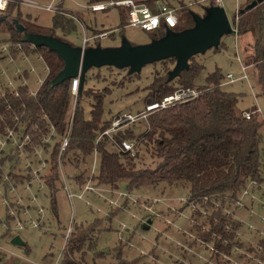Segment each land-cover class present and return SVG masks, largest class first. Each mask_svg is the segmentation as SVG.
I'll return each instance as SVG.
<instances>
[{
	"label": "trees",
	"instance_id": "trees-1",
	"mask_svg": "<svg viewBox=\"0 0 264 264\" xmlns=\"http://www.w3.org/2000/svg\"><path fill=\"white\" fill-rule=\"evenodd\" d=\"M103 1L108 0H88L87 4ZM136 1L147 3L154 12L158 11L159 1L176 7L179 23L174 27L175 30H183L194 24L192 13L195 10L190 2H184V0H177L178 3H173V0ZM252 1L248 0L245 4H239V18L236 19L234 14L233 21L236 23L239 33L232 35H235L237 39L239 48L237 53L243 58L242 62L249 66L250 80L247 82L250 85L252 82L256 87L257 95L264 99V1L247 9L248 4ZM192 2L205 3V5L217 4L216 0H193ZM21 6L19 2L14 1L10 2L5 10H1L0 33L5 34L0 35V46L9 42L14 45L22 43L24 47L33 45L32 51H37L44 59L47 75L35 92H32L24 81L18 82L17 87H7L3 92H0V135L6 136L9 129L16 135H20L19 140L24 141L21 147L28 150L29 155L36 156L38 166L41 164V157L36 150L42 148V152L46 154V166H50L48 173L42 172L46 166L42 169L39 167L41 182L39 179L33 178V170L37 165L31 159L24 169L25 173L22 174L23 181L21 183H25L26 187L30 182L29 189L32 188V183L33 185L40 183L38 187H47L49 194L53 197L55 186L58 183L63 185L58 160L62 138L69 129L70 139L62 156V162L68 166L65 171L76 187L82 189V186L90 181L96 187L102 186L106 190H111L109 195L113 199L117 197L118 191L130 193L135 199L130 196H122L118 199V204L113 205L105 198V202L110 208L108 213L111 212L107 218L111 220L117 210L124 211L132 205L138 207L137 209L142 213L141 218H148L151 222L158 219L157 223L159 224L162 220L168 221L167 224L171 226V221L177 220V213L180 210L184 211L191 207L194 209L191 216L197 220L203 218V226L206 225V228L202 230L195 224H191L192 227L190 223H187V226L192 231L196 230V233L203 237L200 238L203 242L201 246H209L211 242L213 248L210 259H206V257L201 261L199 259L201 264H264V239L259 238L253 242V237L245 230L244 219L238 213L239 208L247 206L246 197L251 203L254 202L251 194L257 193L260 190L259 186L264 183V157L262 156L264 120L260 117L263 111L261 113L255 111L257 107H260L258 105L239 109V94L224 88V85L229 83L226 79L228 72L223 73L221 68L217 67L204 76L203 83L196 85V79L203 72L205 64L194 61L195 55L189 60L190 67L171 81L167 80L171 67L166 66L158 71L148 87L150 94L146 97L147 102L158 101L180 87L194 86L201 92L197 97L188 101L178 102L150 112L147 118L139 119L115 132L114 136L118 142L123 139L135 141L137 152L135 155H131L129 152H123L107 136H102L97 140L98 136L111 126L114 117L125 111L113 114L110 119L105 118L103 112L106 95L93 94L85 88V83L83 87L79 88L75 104L74 95L71 92V79H66L60 84L52 83V79L63 69L64 60L61 56L48 47L35 46L25 38V33H36L50 34L67 40L65 35L77 31L78 22L61 10L54 13L53 26L44 27L29 17H23ZM111 8L119 10L121 24L127 23L128 8L126 6ZM17 22L24 27V30H19ZM96 25L94 20L88 21L89 34L107 30L97 28ZM110 30V34H113L114 29ZM58 31L62 33V36L57 34ZM149 32L153 34L152 39L160 37L164 35L165 26L161 25L156 30ZM243 36L249 37L248 39L252 38L245 45L246 48L240 39ZM100 41L97 40L95 44ZM94 45L90 47H94ZM219 47L215 49L219 50ZM17 51V46L10 47V53L13 56ZM7 56L8 54L0 50V59ZM174 59L172 57L161 60V62L166 65L167 62L174 61ZM17 78L20 77L17 76ZM85 97L92 99L88 111L89 116L85 112L86 108L83 103L86 102V99H83ZM247 111L252 112L250 117L246 116L245 112ZM143 119L145 121L148 119V123L142 131L138 132L133 126ZM13 139L14 137H8L7 144L17 147L14 145ZM109 145L114 148L109 149ZM139 146L145 147L146 151L150 152L156 162L155 166L138 167ZM95 156L97 166L95 172L91 174ZM25 158L27 157L25 156ZM71 165L74 166L71 167ZM145 186L155 189L160 186L185 188L188 190L187 202L184 200L179 210H173L171 207L159 210L154 206V203L157 202L154 198L141 202L138 196H134L133 190ZM247 189L251 194H244ZM34 198L36 199L33 200L36 201L38 195H34ZM239 200H242V206L238 205ZM192 203L198 206L192 207ZM215 203L219 205L215 206ZM26 205L31 209L28 202ZM232 206L236 211L234 209L229 212V208ZM202 208L207 210L208 215L201 212ZM210 209L212 212L209 214ZM161 214L164 217H169L170 221L163 219ZM100 218L102 217L97 220ZM37 219L40 221L41 214ZM75 225L72 226L68 237L70 249L72 251L82 250L87 243L90 249L93 248L94 239L90 237L88 230L76 234ZM95 229L92 226L90 231ZM126 229H128L127 225L125 229H115L117 235L121 231L120 235L122 234L125 238L122 235L118 236V243L121 246L115 248L113 264H159L150 259H144L149 258V253L144 254L142 249L138 252L141 257L131 259L124 257L123 246L127 247L133 243L132 238H129L131 233L126 234ZM188 232L190 231L186 233L184 230L182 234L177 232L173 237L186 236ZM172 245L175 246L174 243ZM235 248H241L244 252L235 251ZM205 249L209 250L206 246ZM103 251L105 249L101 250V252ZM82 252L86 253V250ZM2 253L0 250L1 258ZM246 253H250V256H247ZM223 255L225 258H222ZM169 258L172 257L169 256ZM193 261L190 257L191 264L196 263ZM61 263L77 264L71 258L67 259L66 255L61 259Z\"/></svg>",
	"mask_w": 264,
	"mask_h": 264
},
{
	"label": "rangeland",
	"instance_id": "rangeland-1",
	"mask_svg": "<svg viewBox=\"0 0 264 264\" xmlns=\"http://www.w3.org/2000/svg\"><path fill=\"white\" fill-rule=\"evenodd\" d=\"M37 1L45 5V3L51 0ZM192 1L193 0H184V2H190L195 12L202 15L204 13V7L207 5H205V3L198 4ZM222 1L226 13L233 23L234 14L238 10L239 4H245L248 0ZM58 2H60V0H56V3ZM87 2L88 0H64L62 6L66 10L74 11L76 15L85 22L86 26H88V21L94 20L97 23V28L107 30L114 29L113 34L109 33V37L95 44V47L98 46L104 50L118 49L126 45L147 43L152 40L153 34H150L149 31L141 27L127 26L126 22L124 23L125 26L121 24L122 20H120L118 9L111 8L108 10L91 12L85 6ZM173 3L178 2L177 0H173ZM21 11L23 17H29L32 21L44 27L53 26L52 18L55 11L24 5L21 6ZM0 13H2L1 10ZM4 34L5 33H0L1 36ZM57 34L62 36L60 31H58ZM83 34L84 31L81 26L78 25L77 31H72L66 34L65 37L72 44L78 46L82 43L84 38ZM248 38L249 37L246 36L240 37L244 47L248 41L252 39ZM8 44L9 47L17 46L18 51L16 55L13 56L9 48V52L7 53L8 56L2 61L3 64L0 65V72H2L1 67L4 68L6 65L7 70H9L7 72L5 71V73H0V92H3L7 87H17V83L20 81L26 82L32 92L36 91L35 88L39 87L41 83L39 79L43 80L47 75L43 57L37 51H32L33 45L24 47L22 43L14 45L9 42ZM238 49L236 36L227 34L222 38L219 50L211 48L203 54L195 55L194 61L205 64L203 72L196 79V85L203 83L205 81L204 76L217 67H220L223 73L232 72L235 75H240L242 70L237 60ZM241 59L243 60L242 57ZM174 63L175 59L174 61L167 62L166 65H164L161 60L148 63L144 65L141 72L132 75L128 73V68L119 69L112 66H94L86 73L84 80L85 88L93 94L106 95L103 112L105 118L110 119L112 115L117 112H137L136 110L138 109H145V105L148 103L146 101V97L150 94L148 87L156 73L166 66L172 69ZM15 71H17L16 75L13 73ZM17 76L20 78L16 79ZM10 77H12V79ZM224 88L239 94V109L252 108L254 105L260 106L263 111L260 117L264 120V99L257 95L256 87L252 82L250 85L247 80H238L235 81V83L225 84ZM77 96L74 95V103L77 101ZM83 99H86V102L83 103L86 108L85 112L89 116L88 111L92 99H87V97ZM146 120L147 121L143 119L140 123H135L133 128H136L138 132L142 131L148 123V119ZM19 136L14 132L12 138L14 137L13 142L17 147H11V144L1 146V143L8 137V134L6 136L0 135V150L2 149L0 151V246L3 248V250H1L3 252V264H53V262L60 257V253H62V258L66 255L67 259L71 258L77 264H113V262H115V248H120L121 246L118 243L119 235H117L115 229L122 228L123 223L128 227L125 233H131L129 238H132L131 241L133 242L130 246H123L124 257L128 259L138 256L141 257L138 254L141 249L144 251V254L149 253V258L147 257L144 259H150L159 264H191L190 257L194 260L193 262H196L194 264H201L199 259L200 261L201 259L204 260L205 257L206 259H210V255H212L211 251L213 250L212 244H210L211 242L209 246L205 245L209 250L205 249V246H201L203 242L200 238L203 237L199 236L196 230L192 231L187 226V223H190V225L195 224L199 226L202 230L206 228V225L203 226V218L197 220L191 216V212L194 210L191 207L188 209L186 208L184 211L180 210V212L177 213V220L174 222L171 221V226L167 224V220L170 218L167 216L164 217L163 214H161V217L167 222L162 220L160 224L157 223L158 219L151 222L148 218H141L142 213L137 209L138 207L132 205L128 206L129 208L124 211L117 210L116 214L110 220L107 218V215H111V212L108 213L110 208L108 203L105 202V197H110V195L109 192L102 190V186H98L101 190L96 191L97 193L83 191L82 198L77 195L70 196L68 190H66L61 183L55 186L53 197L49 194V189L47 187H38L40 183H35L31 189L25 188L21 184V181H23L22 174L25 173L24 169L28 161L32 159L35 161L34 163H36L37 159L35 155H29L30 153L28 150L21 147L24 141L22 139L19 140ZM108 148L112 150L114 147L109 145ZM139 150L140 158L138 167L155 166L156 162H154L150 152H147L145 147L142 146H139ZM36 151L40 153H38V155L41 157V164L38 166L36 163L37 166L35 167H40V169H42L46 166H44L43 163L46 154L42 152V148H38ZM2 153L4 154L2 155ZM25 156L27 158H25ZM262 156L264 157V141L262 143ZM62 166H64V175L67 176L65 170L68 166ZM73 166L71 165V167ZM49 167L50 166L47 165L42 169V172L48 173ZM81 167H83V165H81ZM68 180L70 181L69 178ZM69 184L73 193L78 194L81 192V189L76 187L74 183L70 181ZM14 185H16V188ZM259 187V192L255 193L254 197H251L254 202L251 203L246 197L245 203L247 206L239 208L238 212L242 219H244L245 230L253 237V242H256L259 238L264 239V183ZM133 191L134 196H138L141 202L145 201V199L154 198V200L157 201L154 203V206L159 210L161 208L167 209V207H171L173 210H179L183 201L185 200L187 202L186 197L188 196V190L182 187L172 188L160 186L155 189L145 186ZM36 194L38 198L35 201L33 199ZM27 202L31 205V209L26 207ZM215 204V206L219 205L217 203ZM191 205L192 207L198 206L196 204L195 206L193 203ZM238 205L242 206L243 202ZM154 206L153 208L157 210ZM41 207L44 209L42 213L43 217L39 221V226L34 227L30 224L29 219L33 218L36 220L40 217L38 209ZM234 209V206L230 207L229 212L234 211ZM209 211L210 214L212 210L210 209ZM201 212L204 215L207 214V210L204 208L201 209ZM99 217L102 218L97 220ZM21 218L25 223V227L19 229L15 224L17 220ZM73 225H75L76 234L88 230L90 237L94 239L93 248L90 249L87 243L82 250L72 251L70 249L69 236L67 237V234L69 231L68 228ZM92 226L96 228L94 231H90ZM191 226L193 227V225ZM182 230H185L186 233L187 231L190 232H188L187 235L185 234L186 236L178 235L175 236V238L173 237L177 232L182 234ZM14 235H19L26 243L22 245L13 243L11 239ZM122 237L125 238L123 235ZM172 243H174L175 246H173ZM103 249H105V251L101 252ZM84 250H86V253L82 252ZM88 250L89 252H87ZM235 251L244 252L241 248H235ZM246 255L250 256V253H246ZM169 256L172 258H169ZM223 257L224 255L222 258Z\"/></svg>",
	"mask_w": 264,
	"mask_h": 264
},
{
	"label": "water",
	"instance_id": "water-1",
	"mask_svg": "<svg viewBox=\"0 0 264 264\" xmlns=\"http://www.w3.org/2000/svg\"><path fill=\"white\" fill-rule=\"evenodd\" d=\"M263 1L253 0L247 9ZM192 17L194 24L186 29L167 27L164 35L153 38L150 42L130 44L118 49L104 50L98 46L83 49L81 45H73L50 34L25 33V38L35 46L48 47L64 60L63 69L52 79L53 84H60L80 75L83 87L87 71L94 66L128 68V73L133 74L141 72L145 64L174 57V66L168 71L167 77L171 81L190 67L189 60L192 56L218 48L224 35L234 33L232 22L221 4L207 5L202 15L194 11ZM17 24L19 30H24L20 23ZM11 241L18 245L25 244L19 235H14Z\"/></svg>",
	"mask_w": 264,
	"mask_h": 264
},
{
	"label": "built area",
	"instance_id": "built-area-1",
	"mask_svg": "<svg viewBox=\"0 0 264 264\" xmlns=\"http://www.w3.org/2000/svg\"><path fill=\"white\" fill-rule=\"evenodd\" d=\"M14 1L19 2L20 5L33 6V7L41 8L44 10H50V11H55V12L61 11V10L65 11L67 15L73 17V19L78 22V24L81 26L82 30L84 31V34H83L84 38L82 40V43L80 44L83 49L94 45L97 40H103V39L108 38L109 37L108 35L111 32V30H104L98 33L89 34L88 27L86 26L85 22L78 15H76L74 11L66 10L62 6V2L64 0H60V2L58 3H56V0H51L50 2L45 3V5L39 3L37 0H0V10H5L6 6L10 2H14ZM216 1H217V4L223 5L222 0H216ZM158 3H159L158 11H155V12L151 9V7L147 3L140 2V1L137 2L136 0H108V1H103V2H93L92 4H87L85 6L92 12L96 10H105V9L115 7V6H123V7L126 6L128 8L127 9V19H126L127 26H134V27H139V28L141 27L142 29L146 31L156 30V28H159L161 25H164L165 29L167 27L174 29V27L179 23L178 12H177L178 9L171 5L168 6L167 4L160 2V1ZM238 15H239V10H237L235 13L236 19L239 18ZM232 28L234 32L233 34L238 35L239 32L237 30L236 23L234 22L232 23ZM9 48L10 47L8 43H4L0 46V50H2L6 54L9 52ZM237 60L241 65L242 73L240 75H235L232 72H228L226 74V79H227V82L229 83H234L235 81L240 80V79H246L248 81L250 80L249 74H248L249 66L242 62L240 54L238 53H237ZM71 84H72L71 92L73 95L77 96L79 88H80V84H81L80 75L77 77L71 78ZM200 92L201 90L194 86L180 87V88L175 89L172 93H169L163 96V98L158 101L148 102L145 105V109H142L141 111H137V112L127 111V112L121 113L115 116V118L112 120L111 126L105 129L98 136L97 140H99L102 136H107L111 140V142H113L115 145H118L119 148L123 152H127V153L129 152L131 155H135L137 152L135 141L131 139H123L120 142H118L114 136L115 132H117L121 128L127 127V125H130L138 121L139 119L147 118L150 112L156 111L160 108L169 107L178 102L188 101L189 99L195 98L197 97V95L200 94ZM255 111H258L261 113L262 109L260 107H257ZM245 114L247 117H250L252 112L247 111L245 112ZM8 132H9L8 137H12L14 132L10 129L8 130ZM8 137H6L3 140V142L1 143V146L7 143ZM69 139H70V131L68 129V133H66L65 136L62 138L60 156L58 160L61 177L63 178L64 188L68 190V193L70 196L77 195L80 198L83 197V193H82L83 191H90V192L97 193L96 191L101 190L100 187H96L90 181L86 182L82 186L81 192H79L78 194L73 193L71 191L70 184H69L71 179L68 177V175L67 176L64 175V169H63L64 166H62L64 165L62 162V156L67 148ZM43 163L45 166L46 165L45 161H43ZM96 163L97 161H96V156H95L93 170L91 174L95 172V169L97 166ZM33 178L39 179L42 182V178L39 173V168L35 167V169L33 170ZM68 178L70 179V181L68 180ZM71 183L73 182L71 181ZM30 185H31L30 182H28L26 187L29 189ZM102 190L105 192H111V190H106L104 188ZM244 194H251V192L247 189L244 192ZM122 196H128V197L130 196L131 198H133V196H131L130 193L128 194L124 191H118V195L114 200L112 197H108V196H106L105 198L106 199L108 198L109 203L114 205V204H118V199ZM251 196L254 197V194H251ZM238 204H242V200H239ZM38 210L42 218L43 217L42 213L44 209L41 207ZM29 221H30V224L33 225L34 227L39 226L38 219L34 220L33 218H30ZM24 225L25 223L23 222L22 218L18 219L15 224V226L18 227L19 229L24 228L25 227ZM125 227H126V224L123 223L122 228H125ZM71 229L72 227L68 228L69 231H68L67 237L69 236ZM120 233L121 231H119V237H121ZM0 250H3L1 246H0ZM61 254L62 253H60V257H58V259L55 262H53V264H62ZM3 261H4L3 258H1L0 256V264H3ZM22 264H25V263H22Z\"/></svg>",
	"mask_w": 264,
	"mask_h": 264
},
{
	"label": "crops",
	"instance_id": "crops-1",
	"mask_svg": "<svg viewBox=\"0 0 264 264\" xmlns=\"http://www.w3.org/2000/svg\"><path fill=\"white\" fill-rule=\"evenodd\" d=\"M62 3H63V2H62ZM5 58H6V57L0 59V65L3 64L2 61L5 60ZM9 64H10V63H9ZM1 71H2V72H0V73H5V71H6V72L9 71V70H7V65H6V67L4 66V68L1 67ZM16 72H17V71L13 72L14 75L17 74ZM0 76H1V74H0ZM7 76H8V75H7ZM8 77H9V76H8ZM8 77H7V78H8ZM10 78L12 79V77H10ZM39 80H40V82L43 81V80H41V79H39ZM40 84H41V83H40ZM38 88H39V87H37V88H35V89L37 90ZM34 92H35V91H34ZM7 143H8V142H7ZM7 143H6V144H7ZM21 184L25 187V183H21ZM32 186H34L33 183H32ZM14 187L16 188V185H14ZM25 188H26V187H25ZM258 192H259V191H258Z\"/></svg>",
	"mask_w": 264,
	"mask_h": 264
}]
</instances>
